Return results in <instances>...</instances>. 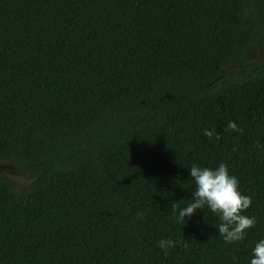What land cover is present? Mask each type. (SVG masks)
<instances>
[{"label":"trees","instance_id":"1","mask_svg":"<svg viewBox=\"0 0 264 264\" xmlns=\"http://www.w3.org/2000/svg\"><path fill=\"white\" fill-rule=\"evenodd\" d=\"M221 161L256 219L232 244L169 208ZM260 237L264 0H0V264H248Z\"/></svg>","mask_w":264,"mask_h":264},{"label":"clouds","instance_id":"2","mask_svg":"<svg viewBox=\"0 0 264 264\" xmlns=\"http://www.w3.org/2000/svg\"><path fill=\"white\" fill-rule=\"evenodd\" d=\"M225 130L240 131L237 123L232 120L227 122ZM202 132L209 139H220V133L214 128H205ZM188 176L195 185L191 191L192 199L183 206L176 201L170 202L169 208L175 219L185 223L186 216L190 217L198 209H203L206 210V214L211 213L215 217L213 221L215 232L226 244L243 240L247 229L255 225L256 219L244 214V210L251 205V197L239 189L238 177L230 174L228 166L222 161L211 167L192 164L188 167ZM177 243L178 241L170 237H162L156 241L157 247L165 254ZM248 264H264V237L254 242Z\"/></svg>","mask_w":264,"mask_h":264},{"label":"rangeland","instance_id":"3","mask_svg":"<svg viewBox=\"0 0 264 264\" xmlns=\"http://www.w3.org/2000/svg\"><path fill=\"white\" fill-rule=\"evenodd\" d=\"M246 58L251 61H256L260 58L261 52L255 46H249L245 50Z\"/></svg>","mask_w":264,"mask_h":264}]
</instances>
